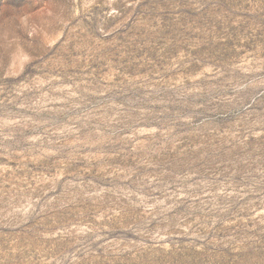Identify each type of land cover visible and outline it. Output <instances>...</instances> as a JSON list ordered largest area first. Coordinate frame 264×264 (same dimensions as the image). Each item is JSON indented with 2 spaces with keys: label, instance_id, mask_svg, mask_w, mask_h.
Wrapping results in <instances>:
<instances>
[{
  "label": "rangeland",
  "instance_id": "obj_1",
  "mask_svg": "<svg viewBox=\"0 0 264 264\" xmlns=\"http://www.w3.org/2000/svg\"><path fill=\"white\" fill-rule=\"evenodd\" d=\"M0 264H264V0H0Z\"/></svg>",
  "mask_w": 264,
  "mask_h": 264
}]
</instances>
